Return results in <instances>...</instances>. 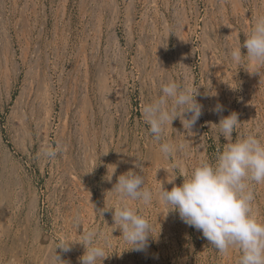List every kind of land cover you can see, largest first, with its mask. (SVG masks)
Returning a JSON list of instances; mask_svg holds the SVG:
<instances>
[{
  "label": "rangeland",
  "instance_id": "rangeland-1",
  "mask_svg": "<svg viewBox=\"0 0 264 264\" xmlns=\"http://www.w3.org/2000/svg\"><path fill=\"white\" fill-rule=\"evenodd\" d=\"M258 15L264 0H0V264H53L58 237L76 239L83 227L101 234L102 264H237L238 249L218 253L155 200L142 208L155 238L128 250L107 192L129 169L149 189L161 181L171 190L161 168L175 161L142 115L169 79L198 90L203 106L192 135L177 118L164 137L188 146L178 154L185 170L215 159L227 143L216 124L232 112L241 122L234 139L264 138V66L230 56ZM48 147L52 159L42 155ZM252 187L264 220V185ZM57 252L80 264L84 247Z\"/></svg>",
  "mask_w": 264,
  "mask_h": 264
},
{
  "label": "clouds",
  "instance_id": "clouds-1",
  "mask_svg": "<svg viewBox=\"0 0 264 264\" xmlns=\"http://www.w3.org/2000/svg\"><path fill=\"white\" fill-rule=\"evenodd\" d=\"M245 36L243 45L231 49L232 62L240 65L246 61L249 65L264 66V15L255 17L251 31ZM242 47L247 50L246 54ZM251 73L260 74L259 71ZM160 93L158 98L144 104L142 115L153 140L159 143V152L165 159L175 161L172 170L161 168L168 172L167 183L173 186L168 190L160 181L159 188L149 189L145 176L132 169L119 175L113 188L107 192V195L115 194L118 201L106 209H114L115 229H119L120 237L131 245L128 250L144 251L149 246V237L155 236L153 225L142 208L151 206L155 200L166 207L167 214L178 212L182 222L202 231L203 237L218 253L227 255L230 250L238 249L237 264H264V220L254 210L252 187L253 184L264 185V138L247 133L234 139L233 133L241 122L238 113L232 112L216 124L227 143L217 152L215 159L201 157L195 166L185 170L178 154H186L188 146L183 141L164 137L168 126L177 118L186 135L193 134L192 129L202 115L203 107L196 99L198 90L169 79L162 84ZM213 111L222 112L223 105L218 103ZM42 155L52 159L56 150L48 147ZM134 163L143 172L142 165ZM173 171L180 174L173 175ZM114 173L108 174L106 179L111 181ZM177 176L183 177L180 185L175 184ZM76 224H80L79 217ZM101 239L96 228L84 227L76 239L59 236L53 264H70L61 258L57 249L66 253L76 243L84 247L80 264H102L108 256Z\"/></svg>",
  "mask_w": 264,
  "mask_h": 264
}]
</instances>
